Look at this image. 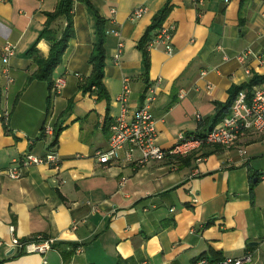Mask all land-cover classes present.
<instances>
[{
    "label": "crops",
    "instance_id": "1",
    "mask_svg": "<svg viewBox=\"0 0 264 264\" xmlns=\"http://www.w3.org/2000/svg\"><path fill=\"white\" fill-rule=\"evenodd\" d=\"M168 1L72 0L73 37L50 87L29 78L36 59L49 56V42L37 39L61 0H0V59L6 45L15 49L7 64L0 61V264H193L245 254L249 264H264V133H247L228 149L203 145L185 161L139 163L138 151L129 159L124 149L109 165L95 156L108 149L125 79L130 112L156 87L155 142L169 149L180 133L208 134L230 115L236 89L264 76V0H205L198 9L192 0H170L162 27H175L173 53L150 47L156 32L146 76L137 45ZM138 8L145 13L135 18ZM97 16L106 31V99L95 87L81 88L92 73ZM66 27L65 16L54 18L51 36ZM61 77L65 86L55 97ZM47 119L62 128L53 145L55 136L40 137ZM52 150L59 170L35 165L18 180L4 173L27 152ZM38 237L52 249L21 255L12 247L14 239Z\"/></svg>",
    "mask_w": 264,
    "mask_h": 264
},
{
    "label": "built area",
    "instance_id": "2",
    "mask_svg": "<svg viewBox=\"0 0 264 264\" xmlns=\"http://www.w3.org/2000/svg\"><path fill=\"white\" fill-rule=\"evenodd\" d=\"M194 6L198 9L203 7L205 0H192ZM229 0H226L228 2ZM145 13L144 8H138L133 12V17L139 18ZM175 31L172 25H165L156 34L150 47L161 45L168 54L173 53L171 41ZM113 33L119 36V32ZM123 44L119 43L114 61L119 64L122 53ZM14 47L6 45L1 63L7 64L9 58L14 54ZM245 54L239 56L243 60ZM264 56V55H263ZM64 79L58 78L54 81L52 94L58 96L64 89ZM129 94L128 80L123 82L122 93L117 98L121 105L119 115L111 125V136L109 139L108 149L105 151H97L95 156L97 160L104 165L118 159V152L125 150L126 156L130 159L134 151L140 153L139 163L149 161H163L167 156L183 157L191 154L194 150L203 145L219 146L223 148H231L247 133H264V85L253 88L252 93L241 90L237 93L232 105L231 113L224 118L222 122L213 127L208 134L200 137L187 136L180 133L177 136V142L169 149H162L156 145L155 121L151 114V106L156 100V87L150 86L146 91L144 105L140 108L129 111L127 100ZM185 97L181 94L180 98ZM55 136V129L50 119L46 120L40 131L42 139H48ZM245 154V151H241ZM60 157L55 150L48 151L44 157H38L32 153H25L18 160H14L12 164L4 172L9 178L18 180L23 176V170L35 165H46L53 169L59 170ZM52 241L42 240L38 237L37 241L30 243H22L17 239L12 242V247L26 253L45 254L52 249ZM252 262L251 254H245L240 258L226 257L220 262H209L204 258L196 260L193 264H249ZM41 264H47L45 260Z\"/></svg>",
    "mask_w": 264,
    "mask_h": 264
},
{
    "label": "trees",
    "instance_id": "3",
    "mask_svg": "<svg viewBox=\"0 0 264 264\" xmlns=\"http://www.w3.org/2000/svg\"><path fill=\"white\" fill-rule=\"evenodd\" d=\"M85 1V0H83ZM89 7L92 9V6L86 1ZM72 0H61L60 5L58 6L55 13L49 14V21L47 22V26L44 30L40 33L37 41L46 40L50 44V51L49 56L47 59L37 58V70L36 72L29 78V80H43L48 81L50 87L52 86L53 82L51 80V76L55 68L61 63L62 56L68 46L70 39L73 37L72 31V21L71 17L69 16L68 12L71 8ZM170 0L167 4L160 10L158 14L153 18L151 25L145 31L143 37L140 39L137 48L141 51L143 57V63L145 68V75L147 76L149 70V49L148 44L151 41L153 35L156 32H159L162 28V24L167 19L168 14L171 11ZM60 16H65L67 18V27L66 30L63 32L60 38L52 37V31L49 29V25L54 18H58ZM96 32H97V42L93 45L92 53L89 58V63L92 66V73L90 77L85 81V83L81 86L82 90L86 93L91 91L93 87L96 89V93L99 99H106L107 94L105 92L103 86V78H104V68H105V37L106 31L104 27V21L97 16L96 22ZM156 35V34H155ZM264 82L263 77H255L254 79L249 82L248 85H244L240 88L236 89V94L241 91V89H246L248 92H251V89ZM250 94V93H249ZM232 97V100L234 99ZM232 103V102H231ZM230 106V105H229ZM222 112L220 113V116ZM60 123V122H59ZM62 132L61 126L55 128V138L53 140V144L56 143L59 134ZM202 138L203 136H197ZM205 146V145H204ZM188 157V156H186ZM186 157H179V156H167L166 159L172 160H181L185 161ZM29 241H25L24 243H28ZM20 254H24V251H20ZM203 257V256H202ZM216 263V262H215ZM218 263V262H217Z\"/></svg>",
    "mask_w": 264,
    "mask_h": 264
},
{
    "label": "water",
    "instance_id": "4",
    "mask_svg": "<svg viewBox=\"0 0 264 264\" xmlns=\"http://www.w3.org/2000/svg\"><path fill=\"white\" fill-rule=\"evenodd\" d=\"M12 254V251L9 253V255H11Z\"/></svg>",
    "mask_w": 264,
    "mask_h": 264
}]
</instances>
